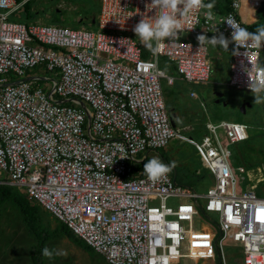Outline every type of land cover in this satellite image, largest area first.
Returning a JSON list of instances; mask_svg holds the SVG:
<instances>
[{"label":"built area","instance_id":"obj_1","mask_svg":"<svg viewBox=\"0 0 264 264\" xmlns=\"http://www.w3.org/2000/svg\"><path fill=\"white\" fill-rule=\"evenodd\" d=\"M29 1L0 0V185L22 190L107 264L196 261L187 242L202 212L216 228L210 242L221 264L228 246L238 251L240 264H264V190L251 187L248 172L229 163L228 146L249 138L246 125L207 122L200 141L183 139L212 177L205 194L169 173L153 183L143 172L152 158L164 163L159 151L182 138L161 86V79L172 86L174 78L158 59L172 63L183 82L206 84L209 48L196 37L231 39L227 20L246 28L242 5L258 11L264 0H232L228 12L212 11L211 20L205 9L178 17L179 40L162 41L155 56L132 31L142 16L155 15L146 8L151 0H99L93 28L11 19ZM230 45L228 86L251 92L244 69L259 65L264 45L250 42L239 55ZM36 68L55 72V79L46 76L50 82L42 86L44 79L29 75ZM250 75L256 78L255 67Z\"/></svg>","mask_w":264,"mask_h":264},{"label":"rangeland","instance_id":"obj_2","mask_svg":"<svg viewBox=\"0 0 264 264\" xmlns=\"http://www.w3.org/2000/svg\"><path fill=\"white\" fill-rule=\"evenodd\" d=\"M98 10L99 0H32L31 8V11L36 13L34 20L45 25L54 23L70 28L94 26ZM208 48L212 73L206 84L193 85L183 82L174 72L172 63L164 58L158 59L160 68L165 74L174 78V85L171 86L167 84L166 79H161V86L166 109L182 136V138L171 140L159 153L164 155L165 164H174L169 174L176 183L189 191L205 194L212 185V177L195 148L183 139L200 141L207 133L205 128L207 122L219 123L226 120L244 124L248 127L249 139L247 142L228 146L231 151L229 163L234 169L243 167L246 172L248 171L247 176L253 185L251 187L260 186L259 188L264 190V103L254 104L255 97L251 92L227 87L229 51L224 50L218 54L219 51L212 45L209 44ZM259 65L264 66V50L261 52ZM29 73L44 79L45 81L40 83L42 86L50 82L46 80L47 77L55 79V72L45 73L39 68ZM191 91L196 93L195 99L190 98ZM215 91L221 93L223 97L217 98L213 93ZM234 97H239L241 101H251L253 107L245 108L244 112L241 111L243 103L239 106L234 105L235 103H232L235 100ZM186 126L188 128H185ZM154 156L155 153L150 155V157ZM246 186L242 188L246 189ZM253 190L259 194L260 190ZM40 215L43 227L46 226L49 230L56 228L58 221L50 214L41 209ZM206 225L208 221L202 216L195 221L197 233L193 232L190 236L192 258H197V264H203V262L220 264L219 255L213 254L214 244L210 242L211 235L213 239L216 238V228L215 233L211 234ZM190 242L189 240L187 247L191 246ZM36 243V239L26 229L11 201L2 203L0 206V264H31L29 251ZM45 247L64 252L66 255H53L51 259H48L41 254L42 264H107L101 256L96 254L90 256L88 252L77 247L65 236L49 240ZM225 254L226 264H240L236 249L228 246L225 248ZM182 264L194 263L185 261Z\"/></svg>","mask_w":264,"mask_h":264},{"label":"clouds","instance_id":"obj_3","mask_svg":"<svg viewBox=\"0 0 264 264\" xmlns=\"http://www.w3.org/2000/svg\"><path fill=\"white\" fill-rule=\"evenodd\" d=\"M150 5L151 9H156L155 15L151 18L142 16L132 31L139 38L141 45L153 56L160 52L163 47L162 41L168 40L171 43L179 40L178 33L183 32L184 28L178 17L186 18L194 10L205 9L207 10L205 13L207 19L211 20L213 18L212 9L215 7L214 0L210 3H204V0H151L146 8ZM227 24L233 29L231 39L226 38L223 33L211 38L206 34H201L196 37L200 47L210 44L228 51L229 44L234 43L237 48L233 50L232 54L239 55L238 49L247 48L250 42L257 48L264 45V25H260L254 32H250L246 28L238 27L232 20H227ZM190 29L193 27L188 30ZM253 67L257 72L256 78H252L250 75ZM251 69L245 68L244 71L249 76L248 87L255 97L254 104L264 103V66L252 65ZM172 167L174 164L168 165L158 158H152L144 163L143 172L148 181L156 183L165 178L172 171ZM41 254L48 259H51L53 255H66L64 252L54 251L48 247L43 248Z\"/></svg>","mask_w":264,"mask_h":264},{"label":"trees","instance_id":"obj_4","mask_svg":"<svg viewBox=\"0 0 264 264\" xmlns=\"http://www.w3.org/2000/svg\"><path fill=\"white\" fill-rule=\"evenodd\" d=\"M222 2L224 9L219 10V8L216 7V9L213 8L214 12L219 14H224L229 11L232 0H222ZM204 3H209V2H204ZM31 8H32V1H29L20 10L15 12L11 17V19L17 20L22 23H26L28 21L34 20L36 13L32 12ZM49 24L54 26H64L61 24H54V23H49ZM257 27H259V24L246 25V29L250 32H254ZM88 28H93V26H90ZM162 156L164 158L163 154ZM8 200L11 201L13 206L17 209L22 221L26 226V229L30 234L34 236V238L37 241L36 245L32 247L29 251L31 264H42L41 251L44 248L45 244L49 240L57 239L63 236L71 240L73 244H75L77 247H80L81 249L88 252L90 256H93L95 254L94 251L85 244V242H83L78 237L73 235L72 232L63 223L58 221V225L53 230H49L46 226L43 227L41 224V215H40L41 208L39 206L29 201L26 198V196L23 194V192H19L17 188L0 185V206L2 203ZM202 216L205 217L203 212H202ZM219 263L221 264V262Z\"/></svg>","mask_w":264,"mask_h":264},{"label":"crops","instance_id":"obj_5","mask_svg":"<svg viewBox=\"0 0 264 264\" xmlns=\"http://www.w3.org/2000/svg\"><path fill=\"white\" fill-rule=\"evenodd\" d=\"M204 2H213V0H204ZM214 3H215V9L216 7L219 8V10H222L224 9V6H223V2L222 0H214ZM212 11H214V9H212ZM241 18L244 20V22L247 24V25H256V24H259L260 25H264V4L262 6V8L258 11H254V10H251L247 5L243 4L242 7H241ZM211 38V37H209ZM209 45V44H208ZM230 47L231 45L229 44L228 46V51H229V55H230ZM215 50H218V54L222 51H224V49H222L221 47L217 46V47H214ZM229 62H230V59H229ZM228 72H229V69H228ZM30 75V74H29ZM29 77H27L26 79H28ZM228 80H229V75H228V78H227V81H226V86H228ZM191 92H194V91H191ZM195 93V92H194ZM215 94V96L217 98H222L223 95H221V93H219L218 91H215L213 92ZM197 97L196 93H195V97L193 99H195ZM191 98V97H190ZM234 101L232 103H235L234 105H237L239 106L241 103H246L245 105V108H252L253 107V103L249 100H244V101H241V99L239 97H234ZM240 99V100H239ZM238 100V101H237ZM237 102V103H236ZM216 103H218V101H216ZM233 105V104H232ZM174 121V120H173ZM175 125V123H174ZM176 127V126H175ZM185 128H188L187 126ZM249 139V138H248ZM247 139V140H248ZM206 227L209 229V231L211 232V234L215 231L213 229V227L209 226V225H206ZM193 262L194 264H197L196 261H191ZM203 264H205L203 262Z\"/></svg>","mask_w":264,"mask_h":264},{"label":"water","instance_id":"obj_6","mask_svg":"<svg viewBox=\"0 0 264 264\" xmlns=\"http://www.w3.org/2000/svg\"><path fill=\"white\" fill-rule=\"evenodd\" d=\"M245 105H246V103H243L242 106H241V111H243V112H244V109H245ZM172 124L174 126V123H172Z\"/></svg>","mask_w":264,"mask_h":264},{"label":"bare ground","instance_id":"obj_7","mask_svg":"<svg viewBox=\"0 0 264 264\" xmlns=\"http://www.w3.org/2000/svg\"><path fill=\"white\" fill-rule=\"evenodd\" d=\"M190 241H191V242H190V243H191L190 248H191V252H192L191 255L193 256V250H192V238L190 239ZM187 244H188V242H187Z\"/></svg>","mask_w":264,"mask_h":264}]
</instances>
